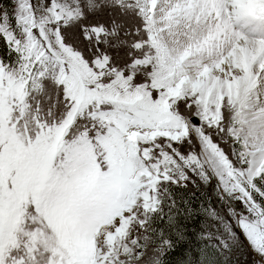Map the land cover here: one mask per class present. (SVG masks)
Listing matches in <instances>:
<instances>
[{"label": "snow or ice", "instance_id": "1", "mask_svg": "<svg viewBox=\"0 0 264 264\" xmlns=\"http://www.w3.org/2000/svg\"><path fill=\"white\" fill-rule=\"evenodd\" d=\"M177 253L264 264V0L0 4V264Z\"/></svg>", "mask_w": 264, "mask_h": 264}, {"label": "trees", "instance_id": "2", "mask_svg": "<svg viewBox=\"0 0 264 264\" xmlns=\"http://www.w3.org/2000/svg\"><path fill=\"white\" fill-rule=\"evenodd\" d=\"M7 2L8 0H0V4H6ZM189 190L191 193H194L192 197V207L195 210L199 211L201 205H203L204 207H208L209 202H211L210 193H208L206 190L196 191V189L190 185H189ZM203 219H204L203 216H198L194 218V221H190L189 222L190 230L197 231L200 227V221H202ZM193 243H197V241L193 239ZM180 258H181L180 254L178 253L169 256L168 258L169 264H177Z\"/></svg>", "mask_w": 264, "mask_h": 264}, {"label": "rangeland", "instance_id": "3", "mask_svg": "<svg viewBox=\"0 0 264 264\" xmlns=\"http://www.w3.org/2000/svg\"><path fill=\"white\" fill-rule=\"evenodd\" d=\"M190 186H192L191 184H189ZM198 191V190H196ZM208 193H210V199H211V203L212 205L216 206L217 208H219V203L218 201L215 199V197L211 194V188L206 190ZM251 259V257H249V260ZM238 264H247V262L245 261V259L243 258V256L240 257Z\"/></svg>", "mask_w": 264, "mask_h": 264}]
</instances>
